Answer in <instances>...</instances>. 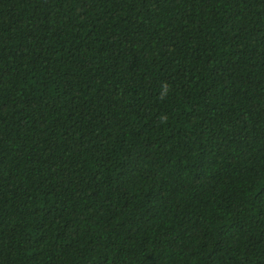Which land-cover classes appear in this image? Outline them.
<instances>
[{"label":"trees","instance_id":"16d2710c","mask_svg":"<svg viewBox=\"0 0 264 264\" xmlns=\"http://www.w3.org/2000/svg\"><path fill=\"white\" fill-rule=\"evenodd\" d=\"M0 264H264V0H0Z\"/></svg>","mask_w":264,"mask_h":264}]
</instances>
